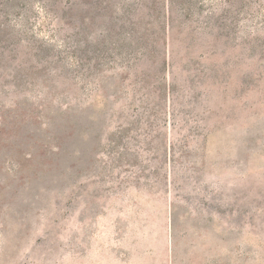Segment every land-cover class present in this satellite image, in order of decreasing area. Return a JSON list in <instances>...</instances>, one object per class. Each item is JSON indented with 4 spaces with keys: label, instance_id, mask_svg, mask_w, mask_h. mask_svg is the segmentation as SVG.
Masks as SVG:
<instances>
[{
    "label": "rangeland",
    "instance_id": "1",
    "mask_svg": "<svg viewBox=\"0 0 264 264\" xmlns=\"http://www.w3.org/2000/svg\"><path fill=\"white\" fill-rule=\"evenodd\" d=\"M0 264H264V0H0Z\"/></svg>",
    "mask_w": 264,
    "mask_h": 264
}]
</instances>
